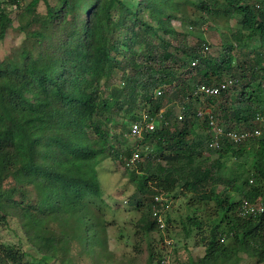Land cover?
Returning <instances> with one entry per match:
<instances>
[{
	"label": "trees",
	"instance_id": "trees-1",
	"mask_svg": "<svg viewBox=\"0 0 264 264\" xmlns=\"http://www.w3.org/2000/svg\"><path fill=\"white\" fill-rule=\"evenodd\" d=\"M41 2L46 10L37 15ZM183 4L196 5L201 14L189 15ZM6 5L8 11L0 2V39L18 16L27 19L22 26L27 34L22 51L0 62V220L13 209L19 220L41 228L49 227V219L60 222L62 229H53L38 246L45 259L72 262L66 253L75 241L81 251L92 252L96 231L86 199L101 195L98 168L108 158L127 166L135 151L116 148L104 122L116 125L122 112L135 121L134 111L143 103L153 106L152 115L158 113L165 96L156 90L175 85V93L188 100L183 118L164 111L155 129L143 133L145 158L129 170L142 195L135 204H150L142 227L167 230L161 224L170 221L171 194L181 188L193 201L185 236L195 232L205 247L199 264H239L246 253L264 263V212L240 214L244 199L264 202V132L241 143L223 136L221 147H212L210 116L200 118L195 108L200 96L206 97L215 114L239 124L264 110L256 92L264 79V0H9ZM219 16L240 18L241 29L231 28L215 57L202 52L209 44L200 33ZM177 17L191 26L186 37L170 21ZM234 48L249 60H237ZM196 60L198 66H192ZM223 83L226 88L216 96L192 97L202 84ZM127 121L122 125L129 132ZM199 121L210 131L206 146L218 154L213 160L189 141ZM198 144L202 149L205 142ZM245 154L250 161L228 164ZM212 183L225 188L216 194ZM37 187L47 194L44 209L31 197ZM159 195L163 201L156 200ZM161 251L157 264L164 246ZM26 256V250L0 243V264H38ZM155 256L152 250L150 259Z\"/></svg>",
	"mask_w": 264,
	"mask_h": 264
},
{
	"label": "rangeland",
	"instance_id": "rangeland-1",
	"mask_svg": "<svg viewBox=\"0 0 264 264\" xmlns=\"http://www.w3.org/2000/svg\"><path fill=\"white\" fill-rule=\"evenodd\" d=\"M8 1L9 0H0L7 11L8 5L6 4ZM29 2L30 0H26L27 4ZM182 8H185L187 13L192 16H199L201 14L199 8L194 4H183ZM45 10L46 7L44 3L41 2L37 7V15L44 13ZM239 19L240 18L237 17L236 19L231 18L227 20L219 16L215 21H207L204 26L205 32L200 34L209 45L203 46L202 52L207 53L206 55L217 57L220 51L224 49L223 44L226 39H228L231 28L239 27L241 29L238 23ZM26 21L27 19L22 16L14 18L13 26L8 29L6 36L0 39V62L5 57H15L22 51L27 34L26 31L22 29V26L25 25ZM170 21L176 30L182 32L183 37H186L191 26H187L181 17L173 18ZM242 32L245 33L243 30ZM189 39L196 40L194 36H189ZM175 43H177L176 40ZM232 53L237 56V60L239 58L240 60H249L250 58V56L245 55L243 57V54L238 48H234ZM119 58H121V55H119ZM194 62L195 64L192 62V66L197 67L198 61L196 60ZM120 72L115 73L116 79L120 78ZM260 84L261 89H258V91L256 90V92L259 93L260 100H263L262 104L259 105H262L264 108V79L260 80ZM174 90H176L175 85L165 87V89L159 87L156 90L155 93L157 95L163 94L165 96V106L154 115L150 113L153 110V106L140 102L141 104L143 103V107L141 105V107H137L134 111L138 117L137 120L133 121L130 115L128 116L126 113L122 112L118 118L119 122L116 125L106 124V122H104L103 126L111 133L109 138L115 147L122 148V146H124L125 148L126 146L135 148V151L138 150L140 153V159L142 158L141 160H143L146 156L144 153L146 152L144 151V145L141 143L143 136L141 138L133 137L129 134L130 131L128 132L124 129L122 122L128 120L126 122L127 124H129V122L133 124L140 120L144 114L163 117V113L167 109H171L173 114L180 119V116H184L183 110L188 100H184L182 95L176 94ZM158 92H160V94H158ZM196 96L195 90L193 91L192 97L195 98ZM200 99L201 103L195 105V108L198 111L204 110L206 114L212 115L211 124L215 126L212 131L214 134L216 128L221 126L220 124H224V130L232 128V130L235 131L249 130V128H252L251 126H255V129H259L260 131L259 134L254 135L256 138L264 132V118L260 122L257 118L250 119L249 123L241 122L239 124L235 119H229V121L225 122L221 117L222 114H215V109H212L206 97L200 96ZM226 126H228V128ZM190 131L192 133L188 136L191 145L194 146L195 149L198 148L201 150L204 158L213 160L218 156L216 153H211L206 146L211 136L209 129L205 128V125H203L201 121L197 122ZM120 135H122L121 138ZM199 141L205 142L202 149L199 148ZM142 153L144 155H142ZM232 159H234V161L228 162L230 166H233L237 160L239 162H246L247 159L248 161L251 160L247 154L239 159H235V157ZM161 161L164 163V160ZM132 166L133 163L126 166L120 160L113 158L104 160L100 165L98 168V177L102 191L101 195H90L86 199V204L92 213L90 220L96 231V236L90 240L93 251H81V243L75 241L71 245L72 248L66 253L72 262L66 264H157V257L163 246L165 251L164 254L170 253L169 259L171 264H199V258L205 254V247L199 244L200 236L196 235L195 232L187 239L184 229V226H187V215L193 213L192 207L188 205V202L193 204V201H190L191 195L189 193L184 195L180 193L181 188H177L171 194V203L173 204L172 210L169 212L171 219L167 224H163L164 226L167 225L168 229L160 231L156 228L149 232L145 231L142 225L145 224L144 221L146 222L147 217L150 218L148 214L150 204L147 200L143 201L142 205L139 207L135 204L138 199L142 198V195L136 190L135 184L130 180L129 170L132 169ZM4 185H7V181L4 182L3 186ZM213 185L216 194H219V192L225 188L221 183H212V186ZM32 193L33 195L31 197L35 198L34 202L44 209L47 203L46 192H44L42 188L37 187V189H33ZM166 196L169 197L168 195ZM235 198L238 199L239 195L235 194ZM257 201L260 203L261 199L258 198ZM211 205H214L213 201ZM13 211L12 209L11 212L6 214L5 219L0 220V243L14 245L26 250V257L30 262L38 264H65L62 263V261L45 259L38 251V246L46 241L50 234L53 233V229H62L60 222L57 223L53 219H49L47 220L49 227L41 228L30 219L23 221L19 220L17 214L13 213ZM205 213L204 211L203 215L202 213L200 214L206 218ZM242 215L245 216V213L243 212ZM29 237L34 239L33 243L30 241ZM161 238L164 239L162 240ZM197 241L198 243H196ZM224 242L229 244L230 239L226 238ZM152 250H154V254H156L153 260L150 259ZM239 264L264 263L258 262L246 253L241 255Z\"/></svg>",
	"mask_w": 264,
	"mask_h": 264
},
{
	"label": "built area",
	"instance_id": "built-area-1",
	"mask_svg": "<svg viewBox=\"0 0 264 264\" xmlns=\"http://www.w3.org/2000/svg\"><path fill=\"white\" fill-rule=\"evenodd\" d=\"M195 64V62H193ZM223 88H226V83L221 84L219 87L218 85L214 84H202L198 87L196 90V94L202 93L208 96H216L218 95ZM160 94V92H158ZM206 112L204 110L198 111L197 115L201 118L205 117ZM210 116V124H211V118L212 115ZM183 117L180 116V120ZM259 122L263 119L262 115H257L256 117ZM158 120V116H150L148 114H144L142 118L136 122H134L130 128L129 134H131L135 138H141L143 136L144 132H149L155 129L156 122ZM213 125V124H211ZM213 125V129H214ZM221 127V126H220ZM217 127L215 134H214V140L210 141V146L220 148L222 144V137L225 136L226 138L230 139L234 143H241L250 137H253L256 134H259L260 131L259 129H254V130H245V131H235V130H224V127ZM140 153L138 150L134 151L132 156L129 159L128 165L131 163H134L136 161L140 160ZM164 197L163 195H159L156 197V200H162L163 201ZM263 207L259 206L258 204H254L248 201H244L243 206H242V213L244 212L245 215L251 214V213H257L258 211H262ZM159 221H161V217H159ZM164 226L161 224V227ZM170 253H167L164 258L161 261V264H171L170 263Z\"/></svg>",
	"mask_w": 264,
	"mask_h": 264
},
{
	"label": "clouds",
	"instance_id": "clouds-1",
	"mask_svg": "<svg viewBox=\"0 0 264 264\" xmlns=\"http://www.w3.org/2000/svg\"><path fill=\"white\" fill-rule=\"evenodd\" d=\"M258 115H262V117L264 118V110L262 111V113L260 112ZM257 117V116H256ZM255 117V118H256ZM252 128H249V130H254L255 129V126H251ZM227 130V129H226ZM230 130H232V129H230ZM261 135V134H260ZM259 135V136H260ZM250 138H256L255 136H253V137H250ZM248 140V139H247ZM246 141V140H245ZM259 199H261V202L260 203H258V201L257 200H255V201H249V200H247L248 202H251V203H254V204H258L259 206H261V207H263V210L262 211H258L257 213H255V214H259V213H262V212H264V202L262 201V198L261 197H259ZM244 201H246V200H244ZM244 201H243V203H244ZM243 203H242V205H241V209H240V212H241V214H242V206H243ZM247 215H249V214H247ZM246 216V215H245Z\"/></svg>",
	"mask_w": 264,
	"mask_h": 264
}]
</instances>
